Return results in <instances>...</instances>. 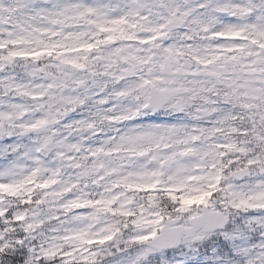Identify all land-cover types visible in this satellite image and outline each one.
<instances>
[{
    "label": "snow or ice",
    "instance_id": "snow-or-ice-1",
    "mask_svg": "<svg viewBox=\"0 0 264 264\" xmlns=\"http://www.w3.org/2000/svg\"><path fill=\"white\" fill-rule=\"evenodd\" d=\"M0 264H264V0H0Z\"/></svg>",
    "mask_w": 264,
    "mask_h": 264
}]
</instances>
